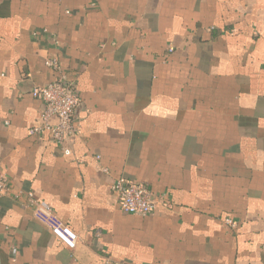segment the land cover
<instances>
[{
    "label": "crops",
    "instance_id": "0c3cea01",
    "mask_svg": "<svg viewBox=\"0 0 264 264\" xmlns=\"http://www.w3.org/2000/svg\"><path fill=\"white\" fill-rule=\"evenodd\" d=\"M51 58L70 155L29 133ZM0 169L79 237L0 195V264H264V0H0ZM118 177L169 204L122 212Z\"/></svg>",
    "mask_w": 264,
    "mask_h": 264
},
{
    "label": "built area",
    "instance_id": "2783aa9c",
    "mask_svg": "<svg viewBox=\"0 0 264 264\" xmlns=\"http://www.w3.org/2000/svg\"><path fill=\"white\" fill-rule=\"evenodd\" d=\"M46 32L45 29L42 31ZM45 65L53 69L56 76L53 80L34 86L31 94L41 104L40 122L29 129L30 134H48L50 141L63 146V153L70 155L69 143L75 136L74 114L80 105V99L73 81H66L59 75L57 59H46ZM55 118L54 122L51 119ZM111 189L115 196V204L125 213L147 216L158 204H169L164 194H155L147 185L123 177L116 178ZM12 194L13 199L29 209L34 218L43 223L50 232L68 249H74L79 240L77 233L68 225L60 221L51 207L37 199L31 191H17L12 193L11 181L7 174L0 169V195ZM225 222L234 225L235 222L227 218ZM109 264H129L124 261H109Z\"/></svg>",
    "mask_w": 264,
    "mask_h": 264
}]
</instances>
